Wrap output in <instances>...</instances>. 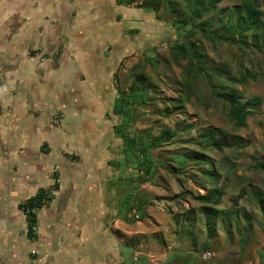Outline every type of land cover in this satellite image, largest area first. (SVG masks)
<instances>
[{"label":"rangeland","instance_id":"obj_1","mask_svg":"<svg viewBox=\"0 0 264 264\" xmlns=\"http://www.w3.org/2000/svg\"><path fill=\"white\" fill-rule=\"evenodd\" d=\"M209 1L132 4L143 15L131 26L147 40L120 92L143 93L126 107L125 135L135 142L114 205L134 264H264V0ZM233 93L250 103L244 127L230 116ZM216 190L219 205L198 199ZM47 195L44 208L64 199Z\"/></svg>","mask_w":264,"mask_h":264},{"label":"crops","instance_id":"obj_2","mask_svg":"<svg viewBox=\"0 0 264 264\" xmlns=\"http://www.w3.org/2000/svg\"><path fill=\"white\" fill-rule=\"evenodd\" d=\"M141 10L0 0V264H134L114 202L128 129L121 78L146 46V29L131 26ZM48 189L64 199L36 212L32 235L21 206Z\"/></svg>","mask_w":264,"mask_h":264},{"label":"trees","instance_id":"obj_3","mask_svg":"<svg viewBox=\"0 0 264 264\" xmlns=\"http://www.w3.org/2000/svg\"><path fill=\"white\" fill-rule=\"evenodd\" d=\"M137 1L138 0H118V3L119 4L132 5V4L136 3ZM214 2H216V0L209 1L208 7L209 8L214 7ZM151 9H153L154 11H157V8H151ZM246 18H247L248 22H250L251 24L256 23L257 22V15H256L255 9L249 8ZM231 22L232 21L230 19V23ZM232 26H233V24H232ZM240 29L241 28L236 27L237 31H239ZM241 30H243V29H241ZM182 48L183 47H179V49H181V50H182ZM247 75H250V76L253 75L254 76V74H252L249 71L247 72ZM138 79L142 80V79H145V77L142 75L141 76L139 75ZM241 80L243 81L244 78H242ZM134 92L132 93V95H130V94L123 95L122 94V96H120L121 104L124 105V107H125V111H124L125 120H126V116H128L127 113L131 112L133 110L132 108L129 110L128 109L126 110V107L133 106V104H134V107H136L135 106L136 101L139 102V100L142 99L141 95H142L143 91H140V92L134 91ZM135 96H136V99H134ZM231 102H232V107L230 109V116L236 122V125L238 127L246 126V119H247V116L249 114L248 108L250 107V103H242L240 101V98L238 97V95H236L235 93L232 94ZM125 123H126V121H125ZM203 134H204V136H209V135L211 136V135L215 134V131L208 130ZM127 136L128 135L122 134L124 144L129 149L130 145L133 146L135 141L133 139H131L130 137H127ZM214 145H216V143H214ZM260 167L264 170L263 165H261ZM50 191L53 193L52 189H48L46 191L41 190L36 196L30 198L27 202H25L21 206V208L23 206H27L32 210V213L29 216H27L28 221H29V232L32 230V226L36 223V212L40 208L45 206V203H46L47 198H48L47 193ZM221 197H222V191L216 190V191H213L211 194L199 195L198 199L203 203L213 204V205L217 206V205H219V203L221 201ZM190 264H194L193 261H191Z\"/></svg>","mask_w":264,"mask_h":264},{"label":"built area","instance_id":"obj_4","mask_svg":"<svg viewBox=\"0 0 264 264\" xmlns=\"http://www.w3.org/2000/svg\"><path fill=\"white\" fill-rule=\"evenodd\" d=\"M21 212L27 217L32 213V210L27 206H23L21 208ZM136 217H138V216L136 215ZM35 229H36V227L33 225L32 230L35 231ZM205 257H206V255H205Z\"/></svg>","mask_w":264,"mask_h":264}]
</instances>
